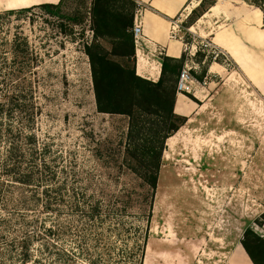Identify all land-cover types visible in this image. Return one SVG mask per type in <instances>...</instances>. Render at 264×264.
<instances>
[{
	"label": "rangeland",
	"instance_id": "374dc122",
	"mask_svg": "<svg viewBox=\"0 0 264 264\" xmlns=\"http://www.w3.org/2000/svg\"><path fill=\"white\" fill-rule=\"evenodd\" d=\"M213 1L253 6L252 0H193L191 6L198 4L196 10L204 3L207 8ZM88 3L69 0L62 8V14L82 20L81 25L71 23L67 32L58 27L57 17L44 10L9 16L0 12V101L10 87L4 72L21 67L12 61L13 41L27 38L33 65L29 93L38 113L29 131L44 149L43 160L57 174L50 176L49 184L63 186L67 198L74 195V188L82 202L96 197L105 206L102 214L107 209L108 215L15 214L7 232L0 227V248L17 252L12 242L32 234L31 251L37 264H223L248 228L264 237V228L255 224L264 213V145L257 143L264 136V110L241 86L222 82L219 95L216 92L220 101L213 110L218 116L209 119L206 110L187 122L171 145L166 143L151 217L139 213L136 206L129 207L126 215H115L108 208L118 196L112 193L114 186L138 190L140 182L129 172L117 170L119 164L111 156L121 148L128 119L96 110L85 54V46L93 39ZM193 11L181 17L182 25L186 26ZM186 37L190 40L189 33ZM229 97L233 113L225 111L224 99ZM235 116L241 123L236 124ZM8 126L18 129L22 124L0 115L2 151ZM215 129L218 132L211 136ZM230 129L243 134L235 136ZM218 142L227 149L218 152ZM90 183H102L105 193H93L95 186L87 187ZM6 216L0 209V226ZM56 224L61 237H42L45 229Z\"/></svg>",
	"mask_w": 264,
	"mask_h": 264
},
{
	"label": "trees",
	"instance_id": "16d2710c",
	"mask_svg": "<svg viewBox=\"0 0 264 264\" xmlns=\"http://www.w3.org/2000/svg\"><path fill=\"white\" fill-rule=\"evenodd\" d=\"M68 2L69 0H61L58 4L9 10L4 14L21 15L35 9L44 10L49 16L57 17L60 21L58 27L62 32H67L71 23L82 24V20L77 17L62 14V8ZM88 4L87 18L91 23L93 39L85 46V54L91 67L96 110L98 114L128 119L127 132L119 142L121 148L112 151L114 155L111 156L119 164L117 170L122 174L129 172L140 182L138 190L135 187L120 189L114 186L112 193H118V196L113 200L114 206L109 203L108 208H112L110 211L113 210L115 215H126L129 207L136 206L139 213L146 214L149 218L153 211L166 143L188 122L187 118L174 112L177 81L184 68L185 56L180 60L164 57L162 77L157 83L139 77L136 73V39L133 33L137 2L89 0ZM215 5L216 2L213 1L206 8L202 3L192 12L186 26L182 25L183 28L187 30L193 27ZM252 5L264 12V0H252ZM185 39L189 41L187 37ZM11 53L13 64L21 67L4 72V78L8 80L10 87L0 101V115L14 121L17 119L22 126L18 129L8 126L2 136L6 142L3 151L0 150V209L7 216L0 227L7 232L13 221L10 217L15 214L59 215L67 211L75 215L82 212L91 218L108 215L107 209L102 214L105 206L101 207L102 201L96 197L82 202L75 194V188L72 190L74 195L67 198L63 193V186H50V176L55 178L57 174L43 160L44 149L38 146L37 137L29 131L35 126L38 113L29 93L32 90L28 75L33 65L27 38L17 37L11 46ZM205 58L206 54L198 53L196 61L200 65V72H191L199 82L203 81L212 62L208 59L203 65ZM87 187H94L93 193H105L106 190L102 183H90ZM121 202H124L123 206ZM255 224L264 228V213ZM51 236L61 237L58 224L45 229L44 236L42 235L45 239ZM34 240L35 235L32 234H27L21 240H14L11 246L17 252L11 249L6 252L7 250L0 248V264H37L38 260L31 251ZM241 243L253 264H264V237L253 228H248Z\"/></svg>",
	"mask_w": 264,
	"mask_h": 264
},
{
	"label": "crops",
	"instance_id": "0c3cea01",
	"mask_svg": "<svg viewBox=\"0 0 264 264\" xmlns=\"http://www.w3.org/2000/svg\"><path fill=\"white\" fill-rule=\"evenodd\" d=\"M60 1L0 0V12L43 4H58ZM135 1L144 7L140 20L143 34L136 39L137 75L157 83L163 73V58L180 60L184 56V68L189 66L194 68V73L200 72V65L197 63L196 57L186 52L185 42L172 37L173 24L182 22L181 17L185 13L188 17L191 11L198 7V4L192 7L193 0ZM193 28L202 38L211 39L213 45L226 54L229 63L211 62L202 82L194 78L192 94H177L175 114L187 118L188 123L206 110L207 118L217 117L218 114L213 110L220 101L217 96L221 90L219 92L217 90L222 82L225 83L224 85L235 83L237 87L241 86L247 94L254 97L258 106L264 110V12L247 4L221 2L212 7ZM224 101L225 111L233 113L234 106L232 107L230 104L232 98L229 97ZM240 121L238 116H235L236 124L241 123ZM216 132H218L216 129L212 130L211 136ZM230 132L235 136L239 133L240 136L243 134L238 129H230ZM220 134L219 136L222 137L219 138H223L224 135ZM250 136L254 137L253 131ZM172 138L168 140L167 145L172 144ZM257 143L264 145V136ZM224 148L227 149V146L219 144L218 152L221 153L225 150ZM255 231L261 235L257 230ZM261 236L263 237V235ZM241 242L242 239L233 245V249L223 264H253ZM224 244L227 245V243Z\"/></svg>",
	"mask_w": 264,
	"mask_h": 264
},
{
	"label": "built area",
	"instance_id": "2783aa9c",
	"mask_svg": "<svg viewBox=\"0 0 264 264\" xmlns=\"http://www.w3.org/2000/svg\"><path fill=\"white\" fill-rule=\"evenodd\" d=\"M137 4L138 8L135 14V23L133 30L135 39H138L143 34L142 24L140 20L143 16L144 7L139 2ZM186 32L190 35L189 41H186L185 39ZM172 37L183 40V42H185V50L189 55L196 57V55L200 52L206 54L207 56L203 61L204 64H206L208 59L212 60V62H222L224 60L223 63H228V61L226 60V54L219 50L215 45H213L211 39L202 38L200 34H198L194 30L193 27L185 30L182 26V22H175L173 24ZM193 70V67L186 66L181 71L177 81V94L189 95L193 93L192 84L194 81V77L191 74ZM204 84L206 85V82H204Z\"/></svg>",
	"mask_w": 264,
	"mask_h": 264
}]
</instances>
